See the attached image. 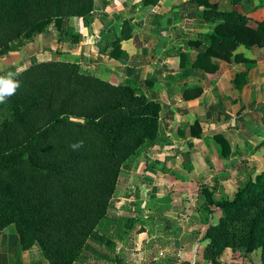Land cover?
I'll return each instance as SVG.
<instances>
[{
    "label": "trees",
    "instance_id": "obj_1",
    "mask_svg": "<svg viewBox=\"0 0 264 264\" xmlns=\"http://www.w3.org/2000/svg\"><path fill=\"white\" fill-rule=\"evenodd\" d=\"M96 1L0 0V56L20 49L22 37L31 38L51 25L61 39L70 18L87 23ZM156 1L143 0V4ZM189 2L194 4L190 12L210 27L198 34L195 43L203 48L193 58L189 52H178L184 68L181 76L192 69L208 73L222 63H243L244 68L231 78L240 96L264 49V18L250 25L246 12L264 7V0L254 6V0H230L241 10L220 9L211 0ZM129 23L123 20L117 40L112 41L110 55L116 59L123 54L117 41L130 35ZM254 47L260 51L246 53ZM13 79L19 87L0 103V230L12 226L19 244L37 243L49 264H73L82 253L98 252L91 237L110 244L115 236L126 235L136 220L108 211L120 177L128 174L130 159L163 140L161 104L134 80L111 83L66 59L33 61ZM189 90L200 87H186L183 94ZM190 135H201L196 119ZM224 140L222 158L230 153ZM78 142L82 146L70 147ZM188 156L182 154L184 160ZM184 168L191 170L188 163ZM202 192L206 205L194 231L204 227L203 257L219 264L226 248H242L245 254L259 249L264 264V169L232 196L215 198L214 184L204 186Z\"/></svg>",
    "mask_w": 264,
    "mask_h": 264
},
{
    "label": "crops",
    "instance_id": "obj_2",
    "mask_svg": "<svg viewBox=\"0 0 264 264\" xmlns=\"http://www.w3.org/2000/svg\"><path fill=\"white\" fill-rule=\"evenodd\" d=\"M193 5L189 0H157L149 5H144L143 0H97L87 23L83 18H70L68 32L61 39H58V32L51 25L46 31L31 38L22 37L24 44L20 49L0 56V76L19 71L33 61L66 59L76 61L83 68L111 83L134 80L147 96L156 97L160 101L162 143L155 144L132 161L131 170L128 167V174L119 179L113 205L108 211L111 216H129L136 220L126 235L115 236L110 244L91 237L90 241L98 252L82 253L73 264H131V261L133 264L135 260L141 264H148L146 261L149 264H159L162 258L157 260L158 253L150 257L149 252L158 242L161 244L158 247L165 249L169 244L180 240L179 237H170L173 236V230L168 218L170 213H177L176 216L180 214L171 207L162 211L160 208L154 209L160 203L171 204L165 198L169 189L156 190L155 177L169 181L175 177L191 179L193 170L211 169L212 163L218 168L226 167L234 159L238 161V158H242L231 151L227 157L219 158L218 152L205 140L217 133H226V140L230 141L232 148L240 144V140L243 141V137L238 138L241 136L239 130L230 128L233 124L214 120L219 113L224 115L227 111L235 112L237 109L247 111L249 103L243 97L256 89L253 76L261 61L257 60L249 70L248 82L240 96L233 88L231 78L236 71L244 68L243 63H222V68L219 67L214 75L192 69L187 75L181 76L184 68L180 66L178 52H189L193 58L196 50L203 48V45L195 43L199 40L198 34L205 33L210 27L190 12ZM123 20L130 22V35L117 41L123 54L116 59L110 55L114 49L112 41L117 40ZM242 49L240 46L237 50ZM261 85H264L263 73L258 82V86L263 87ZM193 86H199L200 90H189L187 94H183L186 87ZM241 96L242 103L225 108L220 106V102L225 104L230 100L240 101ZM195 119L201 128L199 137L190 135V125ZM180 133L186 139L178 135ZM180 142L185 143L181 145ZM193 149L196 152L195 163L190 157ZM205 150L209 156L214 155L215 159L209 161L208 156L203 155ZM185 152L189 153L186 160L181 155ZM175 159H181V162L178 163ZM184 163L190 164V171L185 170ZM144 201L148 205L140 209V204ZM147 214L145 219L144 215ZM162 217L166 218L163 223L160 222L164 219ZM173 217L176 218L175 215ZM176 228L178 226L174 229ZM0 264L49 263L37 243L19 244L15 229L9 226L0 230Z\"/></svg>",
    "mask_w": 264,
    "mask_h": 264
},
{
    "label": "rangeland",
    "instance_id": "obj_3",
    "mask_svg": "<svg viewBox=\"0 0 264 264\" xmlns=\"http://www.w3.org/2000/svg\"><path fill=\"white\" fill-rule=\"evenodd\" d=\"M211 2H216L220 9H242L240 4L231 3L230 0H211ZM256 4L257 0H254V4L252 6ZM232 6L237 9L231 8ZM246 14L252 20L249 21V24L253 25V20H261L264 18V7L250 8ZM258 49L254 47L253 49L251 48L247 50L246 53L253 54L254 50L260 51ZM260 53V58L257 60L261 61V63H259V66L256 68V75L253 76L254 82H256L254 84V88L256 89L250 94H245L243 97L245 101L249 103L247 111L237 109L235 112L227 111L224 113V115L223 113H219L214 120V122L217 121L224 124H233V126L230 128H236L239 130L241 136H238V138L243 137V141L240 140V144L233 148L229 141L228 150L239 154L237 156H242V158H238V161L234 159L233 163L226 167L218 168L217 165L212 163L210 165V167H212L211 169L204 168L203 170L198 169V171L193 170L190 175L191 179L185 180L175 177L172 181H169L160 179L157 176L155 177L156 190L160 191V189H169V193L167 196H165V198L167 197L168 200L171 201V204L174 205L171 206V204L160 203L159 207L155 206L154 209L160 208L162 211L168 207H171L174 210H177L180 214L179 216H176L178 215L177 213H170V216H168L171 221L170 226L173 230L171 232L173 236L170 237H179L180 240L176 242L171 240L174 243L169 244L165 249L164 247H158L161 245L160 242H158L157 245L154 244V247L152 246L153 248L150 247V249L152 248L149 252L150 257L154 253H158L157 260L162 258V260H159V264L160 262L161 264H212L203 257V248L206 241H201L198 239L201 237L204 227H200L199 232L194 231V229L199 228L197 227L199 225L197 221L198 219L202 218L201 208L206 205L205 194L202 192L203 187L206 185L211 187L214 184L215 198H219L221 195L224 196L223 194L232 196L238 186L242 185L248 178L253 177L255 174L264 169V85H261L263 87L258 86L259 79H261L262 73L264 74V49H261ZM218 71L219 69L216 68L214 71L208 72L207 74L214 75L217 74ZM242 100L243 99L241 96L240 101L237 99L235 101L230 100L229 102H225V104L220 102V106L224 108L226 106L230 107L233 106V104L236 105L238 103H242ZM178 135L183 137L181 133ZM173 137L178 140L174 135ZM227 137L228 134L224 133L221 136H210L205 140L206 143H211L210 146H213L215 151L218 152L219 158H222L219 154L222 149L221 141H225L224 139H227ZM183 139L186 138L183 137ZM249 140L253 141L249 142ZM244 141L247 143L244 144ZM184 143L185 142H180L181 145H184ZM194 151V149L191 151L192 155L190 156L193 163H195L196 156V152ZM203 155H207V159L209 161L215 159V156H209L206 150L203 152ZM250 157L254 159L249 160L248 158ZM135 158L136 157L131 158L128 163L130 170L132 165L131 163ZM175 160L178 163L181 162L179 161L181 159ZM191 161L190 163H192ZM147 205L148 203L144 201L140 204V209H144ZM164 215L167 216L166 214ZM174 215L176 218L173 217ZM144 216L145 219H147L148 214ZM162 218L164 219H161V223L166 220L165 217ZM175 226H178V228L174 229ZM189 240H192V242L190 243ZM153 260L155 259L153 258ZM146 262L149 264L148 261ZM133 264L141 263L135 260ZM219 264H261L260 251L258 249L252 253L245 254L242 248H237L235 251H232L230 248H226L223 255L219 259Z\"/></svg>",
    "mask_w": 264,
    "mask_h": 264
},
{
    "label": "clouds",
    "instance_id": "obj_4",
    "mask_svg": "<svg viewBox=\"0 0 264 264\" xmlns=\"http://www.w3.org/2000/svg\"><path fill=\"white\" fill-rule=\"evenodd\" d=\"M19 71H23V69ZM19 71L17 73L9 72L7 76H0V103L5 102V98L12 96L19 87V82L13 79L14 75H19ZM80 146H82V142L70 145L74 150Z\"/></svg>",
    "mask_w": 264,
    "mask_h": 264
},
{
    "label": "water",
    "instance_id": "obj_5",
    "mask_svg": "<svg viewBox=\"0 0 264 264\" xmlns=\"http://www.w3.org/2000/svg\"><path fill=\"white\" fill-rule=\"evenodd\" d=\"M70 119H71V120H75V121H81V122L83 121L82 118H76V117H71Z\"/></svg>",
    "mask_w": 264,
    "mask_h": 264
}]
</instances>
